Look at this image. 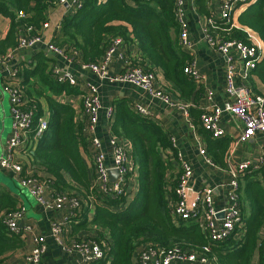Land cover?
I'll return each instance as SVG.
<instances>
[{
	"label": "trees",
	"instance_id": "1",
	"mask_svg": "<svg viewBox=\"0 0 264 264\" xmlns=\"http://www.w3.org/2000/svg\"><path fill=\"white\" fill-rule=\"evenodd\" d=\"M59 0H0V14L11 19V29L4 43L17 46V36L26 25L38 34L48 19L50 7ZM84 0L81 7L66 15L60 27L56 45L68 51H76L82 61L99 62L113 37L121 36L125 42H139L143 57H138L134 65L145 64L150 70L159 68L174 89L164 85V90L177 98H185L196 90V82L186 73L192 61L189 53L181 47L178 34L180 25L177 20L175 0ZM249 10L239 15L241 28L231 24L210 23L211 32L223 38L238 39L253 43L251 32L261 39L259 52L264 51V0H255ZM240 8V7H239ZM254 9V10H251ZM24 11L25 17L18 12ZM244 27H247L245 29ZM3 45H0L2 52ZM148 61V62H146ZM147 68V67H146ZM149 68V67H148ZM34 74L36 84L21 89L23 107L32 109L38 116L44 115V104L49 109V129L34 143L30 157L32 167H23L22 177L32 175L45 180L54 193L77 197L81 202L80 211L73 220L83 217L80 226L95 225V237H70V240H94L112 256L91 264H134L136 254L148 247H174L192 252L210 245L208 257L212 264H251L256 249H263L264 241H259V231L264 227V195H247L256 207L255 215L248 221L243 239L237 240L236 233L244 229L242 212L241 227L224 241L210 242L196 223L177 220L172 213V203L178 199L176 188L183 169L175 164L171 152L175 151L170 135L151 118L134 111L126 100L115 102L116 121L114 131L131 142V158L136 176V186L121 194L99 195L95 185V171L89 169L87 155L91 152L88 122L85 115L77 113L74 107L55 100L53 95L64 92L78 95L79 87L68 82L58 81L48 62L41 60ZM253 74L264 84V55L257 63ZM173 97V96H172ZM79 114V115H77ZM202 124V123H201ZM201 132L209 141V154L217 164L224 165V157L229 142L216 146V140L201 125ZM219 141V140H218ZM175 156L177 152L175 151ZM31 170V173L26 172ZM264 170V169H263ZM251 172V171H250ZM248 172V174L250 173ZM264 172V171H263ZM94 205V213L88 219L85 203ZM241 206V201H240ZM80 207V208H81ZM242 208V206H241ZM79 214V215H78ZM15 246V234L0 220V257ZM138 254V256H139ZM260 264H264V253Z\"/></svg>",
	"mask_w": 264,
	"mask_h": 264
},
{
	"label": "crops",
	"instance_id": "2",
	"mask_svg": "<svg viewBox=\"0 0 264 264\" xmlns=\"http://www.w3.org/2000/svg\"><path fill=\"white\" fill-rule=\"evenodd\" d=\"M224 0H186L185 1V20L188 23L190 39L193 42L191 52L183 48L195 60L196 68L201 74V79H194L196 82V90L201 89L200 92H193L188 101L185 98H177L172 94L173 99L183 103L190 104L189 110L184 112L178 107H170L160 99L152 97L148 92L134 86L130 83L124 82H109L100 79L95 73L82 69L77 63H69L62 57L52 53L45 42H52L56 44L55 39L60 35V27L63 18L75 11V8L68 5H61L57 3L50 7L48 11L49 23L47 28L42 29L45 42H40L29 48H18L17 46H8L6 38L11 29V19L0 14V45H3L1 58L6 57L7 60L0 61V105L3 106L5 94H8L10 102V94L5 90V86H17L20 89L28 88L29 85L36 84L39 88V79L34 74L38 63L41 60L48 62V70L52 66H58L62 71L69 72L74 75L78 82L80 93L78 95H69L66 92L53 95L55 100L74 107L77 113L82 114L81 94L88 90L87 83H93L99 86L101 100L103 104V111L101 112L100 121L96 127L95 136L99 137L103 142L104 151L108 155V162L111 163L109 138L116 136L121 139L124 146L131 154V142L114 131V124L116 121L115 102L121 99L127 101L131 108L137 112V107H145L149 111L147 117L158 123L170 137L173 138L174 150L172 160L175 164L180 165L178 161V153L182 154L183 161L189 163L193 170V175L190 179L192 187L201 189L204 187H215V196L218 206L229 204L228 201V182L232 178L231 171L236 170L238 165L244 161H248L254 168L249 174L246 173L239 178L240 201L243 211L244 229L237 235V240L243 239L248 221H251L252 216L255 215L256 207H253L252 199L247 195H264V133H257L252 139L246 143H239V137L243 131V123L233 114L224 113L219 121V126L224 130V135L220 137H212L216 140V146H221L225 141L229 142V148L224 157V165L217 164L213 157L209 154V141L201 132V117L204 113L212 110L214 106H223L227 101L233 100L234 97L227 92V82L225 77L226 60L224 56L214 48L206 39L204 28L208 27L210 23H222L219 15V9ZM255 0L241 5L233 13L231 23L236 27H243L239 23V15L246 10H249L254 4ZM132 3L131 0H128ZM254 10V9H251ZM209 28V27H208ZM247 29V27H244ZM21 32L17 36H20ZM254 44H261L260 37L255 33L250 34ZM179 38V37H178ZM252 43V44H253ZM124 53L125 58L120 56ZM264 55L262 52L261 58ZM138 57H143L139 42L134 40L131 43L124 42L120 45L114 60L109 66V72L113 75L124 72L130 65H134V61ZM125 59H128L125 61ZM259 60V61H260ZM148 62V61H146ZM146 69H150L148 64H145ZM144 67V66H143ZM149 67V68H148ZM157 75L156 87L164 89V85L169 86L179 93V90L174 89L171 82H169L159 68H155ZM238 84L246 83L250 85L254 92L264 95V84L253 70L238 74ZM212 96H209V92ZM114 107L115 113L110 120L106 116V108ZM4 116H1L0 123V159L11 157L15 162H18L27 167H32L30 150L33 149L38 140L33 138L29 144L21 146L19 149L9 151L7 141L13 134V128L4 136L6 132V113L5 108L2 109ZM49 109L44 104V115L49 116ZM138 113V112H137ZM140 114V113H139ZM10 115L11 106H10ZM79 115V114H77ZM142 115V114H141ZM145 116V115H144ZM13 124V117H12ZM31 136V135H30ZM35 139V140H34ZM89 142H90V138ZM219 140V141H218ZM32 145V146H31ZM173 145V144H172ZM90 150L92 145L90 144ZM206 149V155L211 160L203 156L200 151ZM131 156V155H130ZM87 157L89 169L94 170V164L91 157V152ZM132 160V158H131ZM133 166V161H132ZM26 172L31 173V170L26 169ZM23 173V172H22ZM22 173L19 174L22 177ZM26 174V173H23ZM13 170L5 169L0 166V220L7 213L23 207L25 209L22 217L16 220L17 226L21 229L20 234H15V246L6 251L0 257V264H35L28 259L29 254L35 246V238L38 236L45 237L46 250L43 255L42 264H91L85 262L77 251H69L59 244L53 235L52 226L54 222H62L64 226V236L67 240L70 237H95L97 234V227L88 225L87 227L80 226L84 223L83 217H78L73 220L75 213L69 205H65L62 209L47 208L40 204L35 196L27 187L21 184V178ZM131 182V186L133 185ZM53 188L49 186L45 193L48 200L53 199ZM257 202L264 204V200L259 198ZM88 219L94 213V204L91 202L85 203V209H88ZM264 206V205H261ZM83 207L79 208L80 211ZM79 215V214H78ZM188 223V222H187ZM83 225V224H82ZM243 225V223H242ZM259 241H264V227L259 231ZM139 251L135 257V263L139 264ZM142 251V250H141ZM264 253L263 249H256L254 252L251 264H260L261 256ZM108 261L112 256H107ZM172 264H204L201 262L189 261H174Z\"/></svg>",
	"mask_w": 264,
	"mask_h": 264
},
{
	"label": "built area",
	"instance_id": "3",
	"mask_svg": "<svg viewBox=\"0 0 264 264\" xmlns=\"http://www.w3.org/2000/svg\"><path fill=\"white\" fill-rule=\"evenodd\" d=\"M185 1L175 0L177 9L176 15L180 25L179 41L181 46L191 52L193 42L190 39L188 23L185 20ZM252 0H224L219 9L221 22L231 24L233 13L241 5H246ZM84 0H59V4L72 6L75 9L81 7ZM19 17H25L24 11L18 12ZM49 26L45 22L38 34L32 35L34 29L26 25L18 38V48H29L37 43L45 42L42 29ZM205 37L208 42L216 48L226 60L225 77L227 82V92L234 97L227 101L223 106H214L212 110L204 113L201 117L202 126L211 133L213 137L224 135V130L219 126V121L224 113H231L236 116L244 125L243 131L239 137V143H246L257 133H264V95L254 92L253 88L246 84H238V74L244 71L255 69L259 62L262 52H259V44L246 43L238 39L223 38L215 35L208 27L204 28ZM125 40L121 36L111 39L106 47L105 53L99 62L82 61L77 58L76 51H66L64 48L52 43L45 42L48 49L62 57L69 63H77L82 69L95 73L100 79L109 82L130 83L140 89L148 92L152 97L160 99L170 107H178L187 111L190 104L176 101L164 89L156 87L157 75L155 71L146 69L142 65H130L124 72L111 74L109 66L114 60L117 51ZM120 56L125 58L124 53ZM8 58L0 55V61ZM195 60L191 61L186 67V73L193 79H201V74L195 66ZM52 73L60 82H68L71 85H78L77 78L69 72L62 71L58 66H52ZM88 90L81 94L82 112L85 115L88 125L86 131L90 137L92 145L91 157L95 171V185L99 195L115 196L124 191H131L137 179L133 170L130 153L124 146L121 139L116 136L109 138L110 158L104 151L102 140L95 136L96 127L100 121L101 112L104 107L101 100L99 86L93 83H87ZM5 90L10 94L11 114L13 117V134L7 141L9 151L19 149L33 138L40 139L49 129V120L46 115L38 116L32 109L23 107L24 100L21 97V89L17 86L7 84ZM212 96V92H209ZM137 112L142 115H149L145 107L138 106ZM115 113L114 107L106 108V116L112 119ZM0 117V123H1ZM31 135V136H30ZM34 139V140H35ZM171 137L173 146L175 145ZM32 146V145H31ZM200 153L211 160L206 155V149ZM178 161L183 169L179 184L176 188L178 199L172 203V213L174 217L182 222L196 223L210 242H221L236 233L237 227H241L242 212L240 206L239 178L252 171L254 168L248 161L240 163L236 170L231 171L232 178L227 183L229 204L218 206L215 196V187H204L194 189L190 183L193 170L189 163L183 161L182 154L178 153ZM0 166L5 169L13 170L17 175L24 170L23 165L15 162L11 157L1 158ZM115 169L118 172L117 178L111 180L110 171ZM20 177V175H19ZM21 184L27 187L35 196L36 200L47 208L62 209L65 205L75 211L81 207V202L77 197H69L64 194L53 193V199L48 200L45 193L49 184L45 180L37 179L32 175L20 177ZM23 207L13 210L4 215L1 220L7 228L15 234H20L21 229L17 226L16 220L24 214ZM53 235L59 244L69 251H77L82 259L87 263H92L100 259L107 258V250L94 240L75 241L67 240L64 236V226L62 222H54L52 226ZM239 235V233H236ZM46 250L45 237L35 238V246L28 256V259L35 264H42L44 252ZM211 251L210 245H205L201 250L188 252L178 246L174 247H148L139 254V264H172L174 261L201 262L212 264L208 254Z\"/></svg>",
	"mask_w": 264,
	"mask_h": 264
},
{
	"label": "rangeland",
	"instance_id": "4",
	"mask_svg": "<svg viewBox=\"0 0 264 264\" xmlns=\"http://www.w3.org/2000/svg\"><path fill=\"white\" fill-rule=\"evenodd\" d=\"M3 107L5 108V113H6V132L4 134V136H6L8 132L11 131L12 129V117L10 115V102H9L8 94H5L3 106L0 105V115L1 116H4V113L2 111Z\"/></svg>",
	"mask_w": 264,
	"mask_h": 264
},
{
	"label": "water",
	"instance_id": "5",
	"mask_svg": "<svg viewBox=\"0 0 264 264\" xmlns=\"http://www.w3.org/2000/svg\"><path fill=\"white\" fill-rule=\"evenodd\" d=\"M111 180H115L117 178L118 172L115 169L110 171Z\"/></svg>",
	"mask_w": 264,
	"mask_h": 264
}]
</instances>
